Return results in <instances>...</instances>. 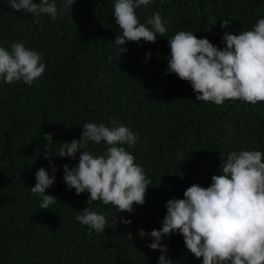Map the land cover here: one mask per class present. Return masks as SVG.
<instances>
[{
  "label": "trees",
  "instance_id": "obj_1",
  "mask_svg": "<svg viewBox=\"0 0 264 264\" xmlns=\"http://www.w3.org/2000/svg\"><path fill=\"white\" fill-rule=\"evenodd\" d=\"M54 2L60 9L63 0ZM114 2L76 0L63 18L53 22L44 14L36 23L32 14L0 0V47L11 50L22 42L46 65L31 86L0 80V264H158L161 255L172 264H202L179 233L162 237L166 253L148 247L151 231L162 227L166 202L184 198L193 184L210 186L230 152H264V102L196 101L189 82L167 73L168 39L177 32L223 48L225 31L252 30L264 18V0H153L137 16L143 23L159 12L167 21L166 37L126 42L123 53L114 41L122 34ZM224 20L230 21L227 28L221 27ZM108 117L138 135L135 146L123 147L151 181L145 203L134 204L131 213L100 201L87 204L90 194L77 195L63 179L64 165H78L80 152L75 160L59 157L62 144L78 140L86 122L110 126ZM45 133L52 134V144ZM84 150L99 155L105 144L89 142ZM41 167L55 175L46 194L58 201L47 210L30 190ZM85 207L105 216L104 233L76 220Z\"/></svg>",
  "mask_w": 264,
  "mask_h": 264
},
{
  "label": "clouds",
  "instance_id": "obj_2",
  "mask_svg": "<svg viewBox=\"0 0 264 264\" xmlns=\"http://www.w3.org/2000/svg\"><path fill=\"white\" fill-rule=\"evenodd\" d=\"M75 2L63 0L58 9L54 0H7L11 10L32 14L36 23L44 14L53 22L58 15L63 18ZM152 3L153 0H115L113 16L122 34L114 41L122 53L127 51L121 47L126 42L155 43L158 36L166 37L167 21L159 12L146 17L143 23L137 16L138 8ZM229 24V20H224L221 27L227 28ZM221 39L223 48L207 38H197L190 31L177 32L168 39L171 51L167 73L189 82L196 101L217 106L226 101L252 105L264 102V18L258 19L252 30L239 34L225 31ZM10 49L0 47V80L33 85L46 69L42 54L28 49L22 42L13 43ZM108 120L110 126L84 123L78 140L62 144L59 157L75 160L80 152L78 165L72 168L64 165L63 179L77 195L90 194L87 204L100 201L103 205H113L119 212L131 213L134 204L145 203L151 181L143 167L135 163V157L123 147L135 146L138 135L114 118ZM44 140L52 144V134L45 133ZM89 142L96 145L103 142L105 150L93 155L84 150ZM52 156L48 150L44 151V158L50 164ZM220 169L221 174L211 177L210 186L193 184L184 191V198L166 202L162 227L150 233L154 238L148 245L150 249L166 253L162 237L179 233L189 252L197 259L202 258V264H264V152L232 151L221 160ZM56 171L53 165L52 172ZM35 179L36 184L30 190L41 198L39 208L47 210L58 201L56 196L46 194V189L55 182V175L49 176L48 170L41 167ZM76 220L97 234L106 230L105 216L87 207ZM139 235L145 236L143 229ZM158 264H172V261L161 255Z\"/></svg>",
  "mask_w": 264,
  "mask_h": 264
}]
</instances>
